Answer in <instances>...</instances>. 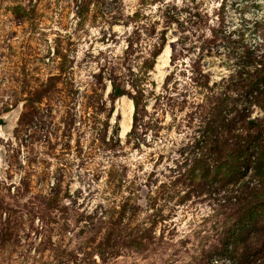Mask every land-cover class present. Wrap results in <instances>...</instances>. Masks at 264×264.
Here are the masks:
<instances>
[{"label":"rangeland","instance_id":"obj_1","mask_svg":"<svg viewBox=\"0 0 264 264\" xmlns=\"http://www.w3.org/2000/svg\"><path fill=\"white\" fill-rule=\"evenodd\" d=\"M0 118V264H264V0H0Z\"/></svg>","mask_w":264,"mask_h":264},{"label":"bare ground","instance_id":"obj_2","mask_svg":"<svg viewBox=\"0 0 264 264\" xmlns=\"http://www.w3.org/2000/svg\"><path fill=\"white\" fill-rule=\"evenodd\" d=\"M168 60H169V50L167 47H165L163 52L158 57L157 64L155 66L156 70L158 72H161V70L167 65ZM123 99L124 98H122V100ZM131 111H132L131 101L125 103L123 100V110H122L123 120L121 122V135L122 136L129 129V120H130Z\"/></svg>","mask_w":264,"mask_h":264},{"label":"trees","instance_id":"obj_3","mask_svg":"<svg viewBox=\"0 0 264 264\" xmlns=\"http://www.w3.org/2000/svg\"><path fill=\"white\" fill-rule=\"evenodd\" d=\"M248 123H249L250 125H253L254 121H249ZM255 139H256V140H259V139L261 140L260 136H255ZM260 144H261V143H260ZM255 148H256V146H255Z\"/></svg>","mask_w":264,"mask_h":264},{"label":"water","instance_id":"obj_4","mask_svg":"<svg viewBox=\"0 0 264 264\" xmlns=\"http://www.w3.org/2000/svg\"><path fill=\"white\" fill-rule=\"evenodd\" d=\"M3 120H5V119H3V118H0V126L2 127V125H3Z\"/></svg>","mask_w":264,"mask_h":264}]
</instances>
